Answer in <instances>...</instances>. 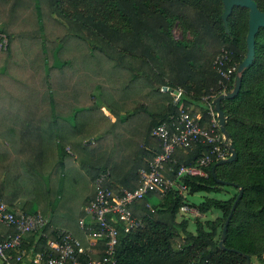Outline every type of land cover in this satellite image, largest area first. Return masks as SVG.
<instances>
[{"label":"trees","instance_id":"trees-1","mask_svg":"<svg viewBox=\"0 0 264 264\" xmlns=\"http://www.w3.org/2000/svg\"><path fill=\"white\" fill-rule=\"evenodd\" d=\"M255 1L264 12V0ZM225 10L223 0H0V30L10 38L0 51V196L14 209L24 199L18 211L73 216L78 230L72 232L86 244L79 220L102 171H111L107 184L115 193L135 189L140 170L161 151L156 126L181 109L196 115L197 106L202 125H211L210 109L221 93L217 55L228 50L238 67L248 55L251 9L236 5L227 19ZM179 22L193 39L176 38ZM164 85L181 91L179 101L162 91ZM220 109L235 160L215 171L218 161L212 162L203 168L208 175L181 177L186 197L174 187L164 195L150 191L133 204L145 226L125 231L119 225L116 264H247L246 255L264 260V26L240 91L222 99ZM56 136L61 141L47 150L46 139L50 145ZM211 148L177 149L166 175L175 177ZM240 187L244 194L222 246ZM186 203L204 218L182 212ZM50 220L25 236L24 248L46 247L44 233L51 237L61 228ZM14 232L0 222V240Z\"/></svg>","mask_w":264,"mask_h":264},{"label":"built area","instance_id":"built-area-1","mask_svg":"<svg viewBox=\"0 0 264 264\" xmlns=\"http://www.w3.org/2000/svg\"><path fill=\"white\" fill-rule=\"evenodd\" d=\"M176 38L179 39L177 36ZM9 45V36L0 30V51L7 50ZM215 65L220 74L219 96L227 97L231 92L229 88L232 75L239 67L232 61L230 52L226 49L217 55ZM161 89L165 92L172 91L175 101H179L181 91L174 92L167 85ZM210 115L211 125H202L196 115L181 109L177 116H171L170 122L164 121L154 128L153 134L160 141L161 151L150 161L148 168L140 170L139 187L124 189L118 194L107 184L111 175L109 169L96 177L95 196L85 207L86 216L79 220V225L86 235V244L71 230L59 228L54 236L49 237L44 233L47 238L44 249L28 251L24 248L25 236L31 232L42 231L49 221L48 218L40 212L18 211L0 196V222L15 228L13 234L0 240V264H116L119 225H122L125 231L145 226V221L135 215L133 204L144 199L150 191L164 195L174 187L186 197L188 185L180 181L181 177L188 174L208 175L204 167L231 155L215 107L210 109ZM198 143L212 145L210 152L203 154L194 165L180 166L175 177L167 176V163L172 160L175 151L180 148H192ZM148 205L150 206V203ZM182 212H192L191 206L184 204ZM99 252H102L101 257H96Z\"/></svg>","mask_w":264,"mask_h":264},{"label":"water","instance_id":"water-1","mask_svg":"<svg viewBox=\"0 0 264 264\" xmlns=\"http://www.w3.org/2000/svg\"><path fill=\"white\" fill-rule=\"evenodd\" d=\"M223 2L226 6V10L224 13L225 19H227L228 16L232 13L233 8L236 5L247 6L251 9L250 21H249V34H248V55H247L246 59L239 65L238 73H237V80L235 83L234 90L232 92H230L229 95L227 96V97H235L241 88V83H242V78H243V70L247 65H250L254 59V56H255V36H256L259 28L261 26H264V12L258 10L257 3L255 0H223ZM173 91L175 92L176 90L173 89ZM227 97L221 95L217 98L216 110L218 111V114L220 117L221 130L225 135V142L228 144V146L231 150V155L226 159L219 160L213 166V171H215L216 167L219 164L234 161L235 158L237 157V152H236L234 146L229 142V135H228L226 127H225V116H224L223 111H221V109H220V101L224 98H227ZM219 181H221V180H219ZM223 183L224 184H232L229 181H223ZM243 194H244V189L242 187H240L239 194L235 200L232 211H231V213H230V215L226 221V224L224 226V229H223V237L220 241V244L222 246L224 245L226 232H227L228 226L230 224V220L232 218L233 212L236 209L237 204L240 201V199L242 198ZM246 257L248 259L247 264H251L250 256L246 255Z\"/></svg>","mask_w":264,"mask_h":264},{"label":"crops","instance_id":"crops-1","mask_svg":"<svg viewBox=\"0 0 264 264\" xmlns=\"http://www.w3.org/2000/svg\"><path fill=\"white\" fill-rule=\"evenodd\" d=\"M56 65L58 66V67H61L62 66V60L60 59V57H56ZM103 111L105 112V114L107 115V116H109L112 120H115V116H114V114L112 113V111L110 110V109H108V108H106V107H103ZM7 114H8V111L6 112ZM75 121L76 122H78V120H75L74 119V121L72 122V124L70 123V128L72 129V131H73V128H74V123H75ZM61 125H60V121L58 122V127H57V130H58V128H59V130H61L62 128L60 127ZM62 131V130H61ZM63 132V131H62ZM46 137V136H45ZM46 141H47V144H48V147H47V150H49L50 151V147H51V145L53 144V143H55V142H59V141H61V139L59 138V137H57L56 136V138H54L53 139V141L50 143V145H49V143H48V139H46ZM46 143V142H45ZM66 149H67V151L69 152V153H71V154H74L75 155V153H74V151H73V147L71 146V144H69L67 147H66ZM53 150V149H52ZM47 155H48V152H47ZM48 157V156H47ZM24 204H25V200L24 199H22V198H19L17 201H16V208H22L23 206H24ZM15 208V209H16ZM69 213V212H68ZM48 217V216H47ZM49 218L51 219L50 221H52V224H59V225H61V228H66V229H69V230H71L72 231V229L73 230H78L76 227L77 226H74L73 224H75V220H74V217L72 216L70 219L69 218H64V216L63 215H60V214H55V216H53V217H48V220H49ZM63 226V227H62Z\"/></svg>","mask_w":264,"mask_h":264},{"label":"rangeland","instance_id":"rangeland-1","mask_svg":"<svg viewBox=\"0 0 264 264\" xmlns=\"http://www.w3.org/2000/svg\"><path fill=\"white\" fill-rule=\"evenodd\" d=\"M184 29H183V26H182V24L179 22V23H176V25H175V27H174V31H173V34L175 35V36H177V37H179V38H183V37H185V38H187V39H193L194 38V35L191 33V32H189V31H183ZM197 110H198V113H196V116L198 117V118H200V116H201V114H200V112H201V108L199 107V106H197ZM200 120V119H199ZM97 135H99V133H97V134H94V136H90L89 137V142H91V141H93V142H95V140L97 139ZM204 194V193H203ZM207 194V193H206ZM210 194H212V193H208V195H210ZM214 195V194H213ZM194 199L196 200V201H200L201 199H202V194H198V195H196L195 197H194ZM191 208H192V212H188V213H185L187 216H188V214H190V215H197L198 217H200V218H204V214H202V213H200L199 211H198V209L195 207V206H191ZM191 229H193V227H194V225L193 224H191ZM264 257V256H263ZM251 264H264V260L263 259H261V258H258L257 256H253L252 257V261H251Z\"/></svg>","mask_w":264,"mask_h":264},{"label":"clouds","instance_id":"clouds-1","mask_svg":"<svg viewBox=\"0 0 264 264\" xmlns=\"http://www.w3.org/2000/svg\"><path fill=\"white\" fill-rule=\"evenodd\" d=\"M218 112V111H217ZM220 118V117H219Z\"/></svg>","mask_w":264,"mask_h":264}]
</instances>
